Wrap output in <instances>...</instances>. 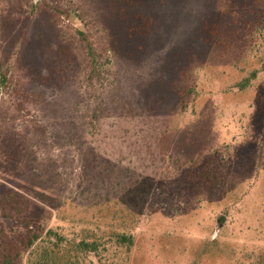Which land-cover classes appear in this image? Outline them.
Masks as SVG:
<instances>
[{
	"label": "rangeland",
	"instance_id": "1",
	"mask_svg": "<svg viewBox=\"0 0 264 264\" xmlns=\"http://www.w3.org/2000/svg\"><path fill=\"white\" fill-rule=\"evenodd\" d=\"M2 74L0 251L264 264V0H0Z\"/></svg>",
	"mask_w": 264,
	"mask_h": 264
},
{
	"label": "trees",
	"instance_id": "2",
	"mask_svg": "<svg viewBox=\"0 0 264 264\" xmlns=\"http://www.w3.org/2000/svg\"><path fill=\"white\" fill-rule=\"evenodd\" d=\"M89 57H91V62L95 61L94 54L91 50L88 52ZM7 83V76L2 74L0 76V84L5 85ZM42 234V232H41ZM52 237L54 239V246L56 248L63 242L64 237L57 234L54 230L48 229L45 233V237L43 238L45 241L46 239H50ZM113 237H115V243L117 247H124L127 250L131 247L133 243V236L131 234L125 233H116ZM44 240L40 239L38 234V230L30 229V234L27 235V240L24 243V250L28 249L29 252L27 254L26 262L24 264H49L47 260L49 250L42 246ZM41 243V244H39ZM78 249L80 252L84 254V256H88V254L99 253V242L96 240L87 241V240H80L78 242ZM46 253V254H45ZM19 252L17 251L12 254L11 251H0V264H23L21 259L17 260ZM14 255V256H12ZM54 264V263H53Z\"/></svg>",
	"mask_w": 264,
	"mask_h": 264
}]
</instances>
